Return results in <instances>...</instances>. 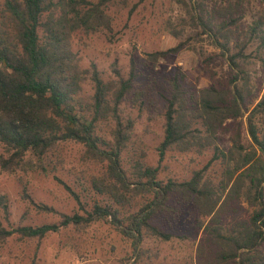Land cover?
<instances>
[{
  "label": "trees",
  "instance_id": "1",
  "mask_svg": "<svg viewBox=\"0 0 264 264\" xmlns=\"http://www.w3.org/2000/svg\"><path fill=\"white\" fill-rule=\"evenodd\" d=\"M112 1L0 0V170L47 175L61 162L59 149L78 145L83 161L103 168L88 183L90 192L105 198L103 204L87 209V202L54 176L81 213L62 215L55 224L8 230L2 224L9 215L8 201L0 195V245L14 234L41 239L70 226L102 222L110 223L135 251L146 236L170 239L171 234L152 222L157 213L174 210L169 202L175 199L198 214L195 228L201 236L194 264H264V129L256 123L261 118L264 127V92L250 108L254 97L250 79L237 61L244 58V49L231 53L232 24L217 21L227 12L232 19L234 8L205 16V0H178L188 13H195L194 22L210 44L222 50L233 77L225 87L212 77L209 84L199 86L183 69H173L162 94L158 163L151 166L145 151L132 140L133 120L121 117V105L128 98L139 109L146 99V91L133 87L136 62L131 60L126 78L115 71V78L104 79L95 65L82 68L71 50L78 30L109 28L106 9ZM234 1L238 6L242 0ZM237 20L232 19L233 24ZM249 32L264 50V18L254 21ZM181 48L151 53L145 64H156ZM259 60L264 69V58ZM244 118L250 149L242 141L239 119ZM206 152L210 158L188 179H159L167 154L199 157ZM137 198L138 209L121 219L120 207H132ZM242 202L251 209L247 219L238 216Z\"/></svg>",
  "mask_w": 264,
  "mask_h": 264
},
{
  "label": "rangeland",
  "instance_id": "2",
  "mask_svg": "<svg viewBox=\"0 0 264 264\" xmlns=\"http://www.w3.org/2000/svg\"><path fill=\"white\" fill-rule=\"evenodd\" d=\"M87 1L96 3L98 0ZM204 3L205 16L216 9L224 12L230 6L234 8L231 18L239 19L234 24L228 12L220 13L217 21L232 24L231 53L244 49V58L237 61L250 79L254 95L249 103L252 108L264 92V69L259 60L264 58V50L258 47L249 31L254 21L264 18V0H242L238 6L234 0H205ZM107 7L109 28L78 30L72 36L71 50L82 68L95 65L104 79L115 78V71L126 78L131 60L136 62L137 78L133 87L146 91V99L139 109L128 98L121 105V117L129 116L133 120L132 140L137 143L136 147L145 151L147 164L156 166L157 147L163 133L162 94L173 69H183L193 84L205 86L212 77L223 87L232 80L233 70L222 50L210 44L201 27L194 22L195 13H188L178 0H113ZM178 45H182L179 52L168 54L156 64H145L149 54ZM86 89L88 91L89 87ZM239 121L243 122V144L250 149L249 138L244 132L245 118ZM256 123L263 131L261 118H257ZM57 153L61 162L47 175L35 172L21 176L0 170V195L6 196L8 201L9 215L7 220H2L6 229L55 224L62 215L81 213L77 202L54 176L79 194L81 200L87 202V209L94 203L105 202V198L90 192L88 183L103 168L83 161L78 145L67 144ZM130 155L131 152L125 158ZM210 155V152L199 157L192 153H169L160 164L158 177L188 179L192 171L206 164ZM140 204L141 199L137 198L132 207H120L121 219L128 211L135 212ZM240 204L238 216L247 219L251 209L244 202ZM169 207L174 210L157 213L152 222L158 229L171 234L168 241L146 236L134 251L130 242L110 223L98 222L85 228L70 226L41 239H22L14 234L0 245V264H194L195 248L201 236L195 228L198 214L192 206L180 204L175 199H171Z\"/></svg>",
  "mask_w": 264,
  "mask_h": 264
}]
</instances>
